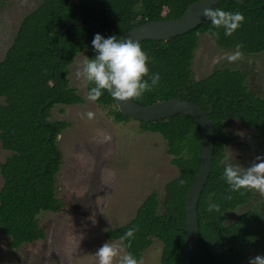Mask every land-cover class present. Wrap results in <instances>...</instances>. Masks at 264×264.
Returning a JSON list of instances; mask_svg holds the SVG:
<instances>
[{
    "label": "trees",
    "instance_id": "obj_1",
    "mask_svg": "<svg viewBox=\"0 0 264 264\" xmlns=\"http://www.w3.org/2000/svg\"><path fill=\"white\" fill-rule=\"evenodd\" d=\"M198 0H43L23 19L13 44L0 62V142L10 153L0 167L4 185L0 190V231L10 238L9 247L20 250L46 239L39 224L43 212H62L65 204L56 196V176L62 156L58 137L70 127L66 122H51L57 105L84 103L70 85V67L86 52L95 55L91 41L94 33L73 27L63 35L60 56L58 32L80 18L94 26L102 36L121 39L136 26L149 21L175 20ZM2 0H0V5ZM218 9L241 13L240 26L226 36L222 26L210 22L168 42L146 40L140 43L148 55L149 74L159 73L158 86L139 98L148 106L162 100L183 98L210 114L215 142L213 171L198 203L199 233L205 259L222 264H245L249 253L264 245V211L243 213L234 223H226V214L248 204L253 189L230 192L223 177L227 146L234 142L226 129L230 119L251 126L264 145V101L251 92L241 70H217L205 79L193 78V61L202 35L208 34L224 49L248 55L264 52V0H247L243 5L227 0ZM239 45V47H237ZM56 69L60 96H57ZM144 79H148L147 76ZM93 86L88 84V91ZM113 108L114 98L106 90L95 101ZM43 109V116L40 112ZM116 122L133 120L117 107L110 111ZM143 132L157 133L165 141L167 154L179 176L165 186L163 201L154 191L138 208L127 225L109 230L106 238L119 241L121 249L139 262L154 240L163 244L160 264H174L187 243L186 202L200 167L202 133L193 118L178 115L154 123L139 122ZM51 135V138L49 136ZM230 197V198H228ZM209 204L218 210L209 211ZM131 230L132 236L125 237ZM196 256L191 264H207Z\"/></svg>",
    "mask_w": 264,
    "mask_h": 264
},
{
    "label": "rangeland",
    "instance_id": "obj_2",
    "mask_svg": "<svg viewBox=\"0 0 264 264\" xmlns=\"http://www.w3.org/2000/svg\"><path fill=\"white\" fill-rule=\"evenodd\" d=\"M43 0H2L0 5V62L14 42L17 31L30 12ZM237 53L239 55L237 56ZM236 56L235 59H229ZM91 52L80 54L70 67V85L84 100L74 106L57 105L50 113L51 122H66L70 127L58 137L62 156L56 176V196L65 204L62 212H43L39 224L46 239L20 250L9 247L10 238L0 231V264H98L94 255L105 242L115 245L119 264L125 255L119 241L106 238L109 230H117L135 217L146 198L156 191L163 201L165 186L179 176L177 167L161 135L143 132L136 120L118 123L106 108L88 99V84L76 72ZM241 70L251 92L264 101V52L248 55L218 46L213 37L202 35L193 61V78L199 81L217 70ZM0 104H4L0 97ZM116 106V105H115ZM118 109V108H117ZM92 112L91 119L86 115ZM226 129L234 142L227 146L233 158L225 165L239 164L246 169L264 157V145L251 126L230 119ZM10 153L0 142V167ZM4 181L0 172V190ZM253 199L245 206L226 214V223H234L247 211H264V193L253 189ZM163 244L154 240L140 264H160ZM264 255L261 249L249 258ZM249 261V260H248ZM245 264H248L246 262Z\"/></svg>",
    "mask_w": 264,
    "mask_h": 264
},
{
    "label": "clouds",
    "instance_id": "obj_3",
    "mask_svg": "<svg viewBox=\"0 0 264 264\" xmlns=\"http://www.w3.org/2000/svg\"><path fill=\"white\" fill-rule=\"evenodd\" d=\"M202 14L212 25L222 26L226 36H230L244 20L241 13L212 10L207 7L203 9ZM91 45L95 55L92 58L86 57L82 69L76 72L77 78L83 77L93 84L87 94L89 100H98L106 90L117 101H125L129 98H139L158 86L160 75L149 74V57L142 50L139 41L131 37L117 39L116 35L105 37L97 33ZM235 58L236 56L229 57L230 60ZM145 76L148 79H144ZM86 115L91 119L93 113L88 112ZM231 158L233 154L228 151L222 160ZM256 161L246 169H242L239 164H228L223 167V177L230 192L255 189L264 193V157L257 156ZM208 210H218V205L209 204ZM132 234L129 230L121 239L131 237ZM94 255L98 259V264H113L118 249L115 245L105 242ZM119 264H140V262L132 253H127L120 258ZM248 264H264V255L249 258Z\"/></svg>",
    "mask_w": 264,
    "mask_h": 264
},
{
    "label": "water",
    "instance_id": "obj_4",
    "mask_svg": "<svg viewBox=\"0 0 264 264\" xmlns=\"http://www.w3.org/2000/svg\"><path fill=\"white\" fill-rule=\"evenodd\" d=\"M227 0H198L191 4L184 14L175 20H159L149 21L142 25L136 26L127 32L121 39L131 37L133 40L142 43L146 40L168 42L173 38L187 34L201 25H207L209 21L203 16L204 8L218 9L219 4ZM239 5H243L247 0H230ZM73 27H81L92 31L94 34L101 32L94 26L84 23L79 17L72 20L66 27L58 32L60 56L57 64L61 63L63 57V35ZM102 35V34H101ZM57 96L54 102L60 96V87L58 85V69H56ZM118 110L129 118L138 122L154 123L158 121L168 120L178 115L193 118L199 125L202 133L201 140V155L200 167L194 182L189 190L186 202V233L187 243L183 248L180 256L174 264H191L196 256H201L205 259V254L202 251L199 220H198V203L206 183L213 171V156L215 130L214 123L210 119V114L213 112V107L210 109V114H207L199 104L185 100L183 98H173L170 100H162L148 106H143L135 102L132 98L125 101H117L114 99ZM40 115L43 116V109ZM51 138V135L49 136ZM206 260V259H205ZM207 264H222L221 262H212L206 260Z\"/></svg>",
    "mask_w": 264,
    "mask_h": 264
}]
</instances>
